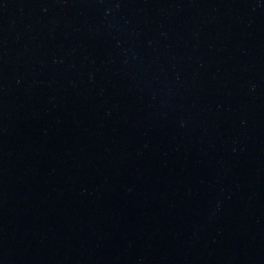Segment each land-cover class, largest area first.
Masks as SVG:
<instances>
[{
    "label": "water",
    "instance_id": "95a60500",
    "mask_svg": "<svg viewBox=\"0 0 264 264\" xmlns=\"http://www.w3.org/2000/svg\"><path fill=\"white\" fill-rule=\"evenodd\" d=\"M0 264H264V0H0Z\"/></svg>",
    "mask_w": 264,
    "mask_h": 264
}]
</instances>
